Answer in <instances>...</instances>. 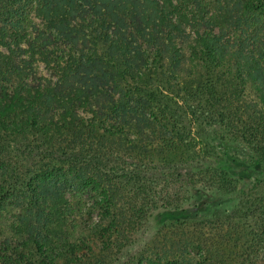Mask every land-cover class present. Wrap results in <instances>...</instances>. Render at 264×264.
Returning a JSON list of instances; mask_svg holds the SVG:
<instances>
[{"label": "trees", "instance_id": "1", "mask_svg": "<svg viewBox=\"0 0 264 264\" xmlns=\"http://www.w3.org/2000/svg\"><path fill=\"white\" fill-rule=\"evenodd\" d=\"M0 264H264V0H0Z\"/></svg>", "mask_w": 264, "mask_h": 264}, {"label": "rangeland", "instance_id": "2", "mask_svg": "<svg viewBox=\"0 0 264 264\" xmlns=\"http://www.w3.org/2000/svg\"><path fill=\"white\" fill-rule=\"evenodd\" d=\"M39 73L42 74V75H45V76L47 75V72L46 71H41ZM235 149L238 152L239 156H243L244 150H243V148L241 146L236 145ZM149 167L150 166L147 165V168L145 169V171H149V169H150ZM227 170L229 171V169H227ZM231 175H233V173H231ZM193 181H195V180H193ZM193 181L187 182L186 180H184L183 183H178V186L180 185V187H182L183 189H186V190L191 189V187L197 188L198 187V185L196 184L197 182H193ZM242 184H239L238 185L237 191L239 189H243ZM162 185H163V181L159 180V181H155V184H153L152 186L154 187V189L156 188L157 190H159ZM81 201H83L86 206H89L90 203H91L86 196H82L81 197ZM238 202L239 201L237 199L235 201H232L229 198H223V199L222 198H218V199H215V200H210L209 203H208V205L205 207V210L207 211L209 208H213V207L216 208V207H218L215 210V212L217 214H219L222 211H224L225 214H228L230 216L237 217V216L240 215L239 212H240V208H241V207L237 208L239 206L238 205ZM96 217L97 216H96L95 211L89 210L88 211V215H85L84 214L80 218V223H83L84 222V225L87 227V226L91 225L93 222L96 221ZM140 229H141V231H146L148 234H151L152 231H153L152 224L150 222H148L147 220H145L142 223V227ZM155 231H156V229L154 230V232ZM163 232L164 231L161 230L159 232V235H162Z\"/></svg>", "mask_w": 264, "mask_h": 264}]
</instances>
